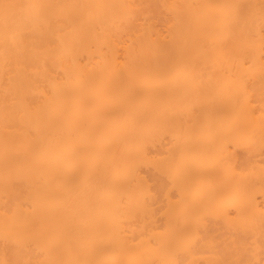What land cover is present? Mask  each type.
Instances as JSON below:
<instances>
[{"label": "bare ground", "instance_id": "6f19581e", "mask_svg": "<svg viewBox=\"0 0 264 264\" xmlns=\"http://www.w3.org/2000/svg\"><path fill=\"white\" fill-rule=\"evenodd\" d=\"M3 3L0 262L264 264L261 0Z\"/></svg>", "mask_w": 264, "mask_h": 264}, {"label": "snow or ice", "instance_id": "6c2138e0", "mask_svg": "<svg viewBox=\"0 0 264 264\" xmlns=\"http://www.w3.org/2000/svg\"><path fill=\"white\" fill-rule=\"evenodd\" d=\"M14 7H18V6L3 3V0H0V8H2L4 10L5 21H7V19H8L9 10L11 8H14ZM32 7H39V6H32ZM173 7H180V6L175 5ZM261 11H262V13H264V0H261ZM34 22H39V19L37 18V20ZM261 47L264 48V32H262V35H261ZM260 250L264 251V246H262ZM0 264H2V262H0ZM21 264H32V262L31 261H22ZM166 264H181V262L177 258L173 257L172 259L167 261Z\"/></svg>", "mask_w": 264, "mask_h": 264}]
</instances>
